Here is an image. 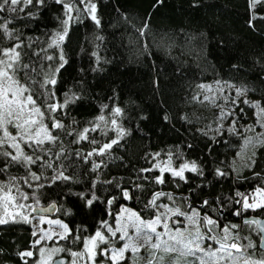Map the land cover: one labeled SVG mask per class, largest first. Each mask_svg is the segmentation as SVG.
I'll return each mask as SVG.
<instances>
[{"label":"trees","instance_id":"trees-1","mask_svg":"<svg viewBox=\"0 0 264 264\" xmlns=\"http://www.w3.org/2000/svg\"><path fill=\"white\" fill-rule=\"evenodd\" d=\"M71 2L81 11L73 12L74 20L62 45L67 63L56 76L55 92L60 101L73 96L80 98L68 104L62 120L72 129L88 127L101 113L102 106H108L104 114L118 106L124 110L121 123L129 134L120 141V146H114L111 156H95L85 162L82 156L73 155L64 160L65 175L72 177L70 181L52 184L51 169L34 168L43 173L40 183L45 187L34 192L24 190L38 199L39 206L55 203V217L82 236L93 234L103 220L111 223L108 212L114 215L121 205L141 210L152 192L159 190L172 193L178 203H183L179 197H187L194 207H199L205 199L215 201L219 197L225 205L221 223H240L242 218L231 215L235 206L228 198L237 190L252 189L264 178V146L255 139L257 135L244 130H239L241 135H230L226 129L223 135L215 132L217 111L192 97L200 92L198 84L220 81L246 86L250 89L247 97L264 104V19L260 18L264 9L258 6L253 13L249 0H163L162 3L93 0L101 19L97 27L83 11L84 5L78 0ZM253 14L257 18L250 26ZM0 16L15 17L9 28L19 37L17 42L26 46L22 49L28 53L24 57L26 61L38 68L43 65L45 70L59 65V50L48 48V44L62 31L61 21L65 18L62 5L45 0L43 5L26 8L24 12L0 13ZM145 21L148 28L141 37L137 29ZM12 43L3 39L4 47ZM46 55H54L56 59L44 60ZM240 107L246 114L241 123H254V110L242 103ZM90 135H96L101 142L108 139L99 133ZM244 136L254 140L241 159L237 152ZM72 139L64 137L66 155L94 147L86 142L70 143ZM157 152L163 159L171 152L174 165L195 161L204 175L186 172L189 182L184 183L166 174L165 185L139 179L138 174H159L140 173V169L152 167V154ZM249 157L256 161L251 169L245 167ZM93 160L103 162L95 172ZM217 167L228 175L217 176ZM10 172L23 175V169L12 168ZM254 172L260 176H254ZM135 184H142L143 190H137ZM121 188L130 189L136 198L123 200ZM92 192L99 199L86 208L79 194ZM112 197L116 200L109 209L106 202ZM27 203L35 204V201L30 199ZM245 215L264 219L257 213ZM32 233L29 223L0 225V264H22L18 253L30 248L34 240ZM79 247L72 245L73 250Z\"/></svg>","mask_w":264,"mask_h":264},{"label":"snow or ice","instance_id":"snow-or-ice-1","mask_svg":"<svg viewBox=\"0 0 264 264\" xmlns=\"http://www.w3.org/2000/svg\"><path fill=\"white\" fill-rule=\"evenodd\" d=\"M44 2L45 0H0V13L24 12L26 8L43 5ZM78 2L84 5L83 11L99 27L101 19L97 15L96 3L93 0ZM162 2L163 0H157V3ZM55 3L62 5L65 18L61 21L62 31H58L48 44V48L59 50L60 63L55 69L48 66L51 70H45L43 65L38 68L35 63L24 59L28 53L22 49L26 46L23 42H17L19 37L14 36L9 28L15 17L0 16V177H3L0 179V225L32 223V220H37L38 224L49 226L33 231L34 240L30 248L18 253L22 264H29V261L31 264H139L142 260L146 264H164L166 257H171V264H264V220L245 215L252 212L264 217V178L252 189L237 190L228 198L235 206L231 215L242 218L240 223H221L225 205L219 197L215 201L205 199L199 207H194L187 197H179L183 203H178L176 196L163 190L153 191L139 211L125 205H121L114 215L109 211L112 222L101 221L99 228L89 236L77 234L78 230L69 228L60 219L45 217L44 213L55 210L56 205L41 208L38 199L24 190L33 189L34 192L45 187L40 183L43 173L34 171V168L51 169L54 173L50 178L52 184L70 181L72 177L65 175L67 169L64 160L73 155L82 156L85 162L95 156H111L114 146H120V141L129 134L121 123L124 110L118 106L113 107L108 115L104 114L108 106H102L101 113L94 121L89 122L88 127L72 129L62 120L68 104L80 98L73 96L60 101L56 98L55 87L56 76L67 63L62 45L68 37L69 27L74 19L73 12L79 13L81 9L74 8L71 0H55ZM258 6L264 9V0H249V8L253 13ZM256 18L255 14L250 17V26ZM260 18L264 19V16ZM147 28L145 21L137 29L141 37L145 35ZM4 38L13 43L4 47ZM43 59L53 61L56 57L46 55ZM197 87L200 92L192 99L201 104L207 102L219 109L216 113L218 126L214 129L218 134H224V122L228 121L227 133L241 135L237 124L246 114L240 103L254 110L252 116L255 124L244 127V132H255L256 126L264 129V104L248 99L237 102L250 91L246 86L237 87L230 82L217 81L215 86L201 83ZM225 88L235 89V96H225ZM218 100H223V104L218 103ZM229 101L230 106L226 107ZM110 132L114 134L111 137L108 135ZM94 133L108 137L107 141L101 142L96 135H90ZM203 134L207 135V132ZM64 137H73L70 143L86 142L94 147L87 152L78 150L66 155ZM255 139L264 146V132L259 133ZM253 140L251 136H244L237 156L244 159ZM160 155L159 152L152 154V160L155 161L152 167L140 169V173L159 174H138L139 179L148 180L155 185H165L168 183L166 174L184 183L189 182L186 172L204 175L203 169L195 161L174 165L171 152L163 160ZM254 155L253 152L252 156ZM248 160L245 167L251 169L256 161L252 157ZM102 163L93 160L92 171H98ZM12 168L23 169V175H13L10 172ZM233 170L238 171L236 168ZM215 174L219 177L228 175L219 167L215 169ZM253 175L260 176V173L254 172ZM135 188L142 191L143 185L135 184ZM79 196L86 208H91L99 199L95 192L88 195L80 193ZM121 197L125 201L136 198L127 188H121ZM30 199L35 204L27 203ZM115 200L116 197L107 200L109 209ZM165 200L170 203H165ZM33 213L37 215L33 216ZM61 241L64 243L61 244ZM49 242H52V247L48 246ZM77 244L80 247L73 250L72 245ZM142 252L144 255H141ZM61 253L70 256L71 260L66 262L63 258L56 259Z\"/></svg>","mask_w":264,"mask_h":264},{"label":"rangeland","instance_id":"rangeland-1","mask_svg":"<svg viewBox=\"0 0 264 264\" xmlns=\"http://www.w3.org/2000/svg\"><path fill=\"white\" fill-rule=\"evenodd\" d=\"M74 17V16H73ZM74 20V19H73ZM212 85H214L215 86V83L214 84H212ZM224 95L225 96H232V97H234L235 96V89H227V88H225V90H224ZM243 99H248V100H250V101H254V100H252V99H250L249 97H247V95L245 96V97H240L239 99H238V103H240V101H242ZM218 103H221V104H223V100H218L217 101ZM206 104H207V106L209 107V109H212V111H219V109H217V108H214V107H212L211 105H209L207 102H205ZM228 106H230V101H229V105H226V107H228ZM105 115H108V114H105ZM231 119V118H230ZM252 124H255V122L254 123H252ZM247 125H249V124H242L241 123V121H239V123L237 124V128L239 129V130H241V131H243L244 130V127H246ZM218 125L216 124V126H215V128L217 127ZM229 127V122L228 121H225L224 122V129H227ZM264 131V129H262V128H260L259 126H256V130H255V132H250V133H252L253 135H258L259 133H261V132H263ZM161 160H163V158H160ZM155 163V161L153 162V164ZM152 164V165H153ZM125 206H127V205H125ZM127 207H129V206H127ZM130 208V207H129ZM33 216H35V214H33ZM47 219H53V220H55V219H59V218H57V217H55V215H53V216H45ZM30 219H31V217H30ZM61 220V219H60ZM64 222V221H63ZM65 223V222H64ZM31 226H32V229H33V231H38V229L40 228V227H43V228H48L49 226L47 225V224H43V225H40V224H38V222H37V220H32V223H29ZM61 244H62V241L60 242ZM122 243V242H121ZM48 246L49 247H52L53 246V244H52V242H49L48 243ZM117 246H119V245H117ZM63 255H65V256H67L66 254H64V253H61L58 257H60V256H63ZM141 255H144V252H142L141 253ZM58 257H56V259L58 258ZM68 258H69V261L71 260V257L70 256H68ZM139 264H146V261H140L139 262ZM164 264H171V257H166L165 258V261H164Z\"/></svg>","mask_w":264,"mask_h":264},{"label":"water","instance_id":"water-1","mask_svg":"<svg viewBox=\"0 0 264 264\" xmlns=\"http://www.w3.org/2000/svg\"><path fill=\"white\" fill-rule=\"evenodd\" d=\"M52 204H55V203H51V204H48V205H45V206H39V207H41V208H48V207H50ZM55 205H56V204H55ZM56 210H57V207H56V209L53 210V211H50V212L44 213V215H45V216H53V215L56 214ZM33 214L37 215L36 213H33ZM258 219H260V218H258ZM262 220H264V219H262ZM60 258L65 259L66 262L69 261V258H68L67 256H65V255L60 256V257H58L57 259H60Z\"/></svg>","mask_w":264,"mask_h":264}]
</instances>
